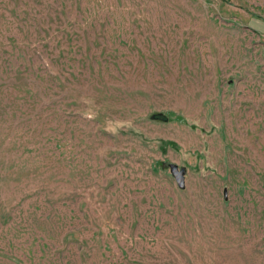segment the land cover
<instances>
[{
	"label": "rangeland",
	"instance_id": "1",
	"mask_svg": "<svg viewBox=\"0 0 264 264\" xmlns=\"http://www.w3.org/2000/svg\"><path fill=\"white\" fill-rule=\"evenodd\" d=\"M0 264H264V0H0Z\"/></svg>",
	"mask_w": 264,
	"mask_h": 264
},
{
	"label": "water",
	"instance_id": "2",
	"mask_svg": "<svg viewBox=\"0 0 264 264\" xmlns=\"http://www.w3.org/2000/svg\"><path fill=\"white\" fill-rule=\"evenodd\" d=\"M171 172L175 176L176 181L180 188H185L186 186V168L179 167L176 163L170 164Z\"/></svg>",
	"mask_w": 264,
	"mask_h": 264
},
{
	"label": "trees",
	"instance_id": "3",
	"mask_svg": "<svg viewBox=\"0 0 264 264\" xmlns=\"http://www.w3.org/2000/svg\"><path fill=\"white\" fill-rule=\"evenodd\" d=\"M162 117V114H157L155 118H160Z\"/></svg>",
	"mask_w": 264,
	"mask_h": 264
}]
</instances>
